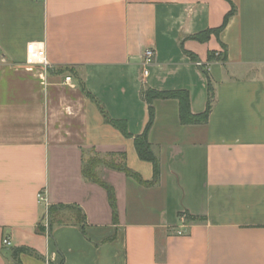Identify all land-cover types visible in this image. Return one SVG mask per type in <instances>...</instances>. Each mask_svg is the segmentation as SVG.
I'll list each match as a JSON object with an SVG mask.
<instances>
[{
    "label": "crops",
    "instance_id": "1",
    "mask_svg": "<svg viewBox=\"0 0 264 264\" xmlns=\"http://www.w3.org/2000/svg\"><path fill=\"white\" fill-rule=\"evenodd\" d=\"M147 88L188 92L195 115L213 92L212 110L184 123L178 98L154 100L158 182L97 169L114 218L84 161L154 179L134 145ZM0 264H264V0H0Z\"/></svg>",
    "mask_w": 264,
    "mask_h": 264
},
{
    "label": "trees",
    "instance_id": "2",
    "mask_svg": "<svg viewBox=\"0 0 264 264\" xmlns=\"http://www.w3.org/2000/svg\"><path fill=\"white\" fill-rule=\"evenodd\" d=\"M234 12H235V8L233 7L230 10V12L225 16L224 23L222 24L221 27L216 29L206 30L202 33L192 36V38L198 40H206L212 33H219L225 27L230 16ZM142 96L144 97V99L146 100L149 106L148 108L149 120L144 131L140 135H137L134 138V145L141 159L152 162L154 168V179L151 182L144 181L142 177L137 172L130 169L125 164L124 161L117 163L114 159H108L105 157H101L100 155L91 156L84 161V166H83L84 176L88 180L96 182L107 189L109 193L110 204L112 206L114 213V218L117 217V206H116V197L114 194V190L110 185L106 184L99 178L97 169L100 165H106L111 168L125 172L127 175L134 177L135 179H137L138 181H140L145 185H151L158 182L160 177V162L158 156L153 151L151 143L149 142L148 139L149 130L153 125L154 117H155V109L153 106L154 100L156 98H171V97L178 98L180 100V115L184 123H198V122L200 123L207 121L213 106V92H211L206 110L203 113L197 115L193 114L190 110V98L188 92L186 91H157L154 89L147 88L142 91ZM110 122L113 123L116 127L120 128L125 135L129 134L127 131L126 124L115 120H110ZM53 209H54L53 206L50 207V213L52 212ZM83 220H84V214H83ZM41 231H44V229H42ZM25 250H31V249L28 248L15 249L14 253L17 255V252H21Z\"/></svg>",
    "mask_w": 264,
    "mask_h": 264
},
{
    "label": "built area",
    "instance_id": "3",
    "mask_svg": "<svg viewBox=\"0 0 264 264\" xmlns=\"http://www.w3.org/2000/svg\"><path fill=\"white\" fill-rule=\"evenodd\" d=\"M155 57H156V51L153 48H146L143 51L142 54V76L143 77H147L149 74V67L151 65H153L154 61H155ZM197 64L199 66L203 67V64L198 61ZM26 65L27 66H39L42 67L44 70H48L51 65L48 62L47 59V54H46V49L43 45V43L41 42H30L27 45V58H26ZM65 81L67 83H71L72 82V76H67L65 78ZM38 197L40 200L44 199L43 193H39ZM183 218H185V215H182ZM180 233H182L181 231H179ZM3 244L6 246H10L11 245V241L8 238H5L3 240Z\"/></svg>",
    "mask_w": 264,
    "mask_h": 264
}]
</instances>
